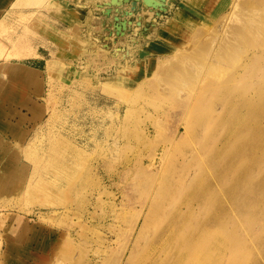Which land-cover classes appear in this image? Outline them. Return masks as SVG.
I'll return each instance as SVG.
<instances>
[{"label": "rangeland", "instance_id": "1", "mask_svg": "<svg viewBox=\"0 0 264 264\" xmlns=\"http://www.w3.org/2000/svg\"><path fill=\"white\" fill-rule=\"evenodd\" d=\"M181 2L175 0L168 12L152 7L156 16L150 20L147 13L139 18L142 0L98 3L107 10L93 17L95 30L82 48L70 40L71 32L57 27L62 30L54 33L57 41L44 27L32 26L31 15L20 13L27 29L60 45L58 58L74 69L71 75L48 71L61 80L47 85L38 96L42 103L32 96L40 94L38 84L24 86L5 77L6 61L0 62V77L25 90L43 110L39 118H21L26 106L10 93L16 89L0 86V130L11 131L0 149V264H264V142L258 150L253 144L260 137L242 127L251 122L249 116L237 121L231 116L238 101L231 94L248 87L246 78L253 84L260 74L247 71L244 79L234 80L222 71L213 73L209 76L215 79L227 75L224 84L214 90L204 80L192 84L196 98L186 104L188 88L179 82L167 88L149 73L126 76L117 91L99 85L125 62L121 56L112 62L100 46L107 50L117 44L137 57L132 43L140 32L153 28L157 33ZM75 3L68 1L73 9ZM256 3L263 12L264 0ZM42 12L49 20L59 18L49 9ZM121 21L126 29L114 34ZM210 27H203V35H212ZM215 27L221 31L220 24ZM8 31L6 26L0 32L5 37L0 41L13 48L19 39ZM192 34L181 50L193 43ZM112 35L117 43L107 38ZM256 47H247L250 60L245 54L242 62L259 69L264 55L257 60L261 49ZM5 166L11 167L8 174Z\"/></svg>", "mask_w": 264, "mask_h": 264}, {"label": "bare ground", "instance_id": "2", "mask_svg": "<svg viewBox=\"0 0 264 264\" xmlns=\"http://www.w3.org/2000/svg\"><path fill=\"white\" fill-rule=\"evenodd\" d=\"M165 1L167 0L158 2V5L161 4L163 5L161 7L165 8ZM257 1L259 0H233V1L232 0H182L179 6L176 7L175 11L173 12V15L167 18L166 22L157 32L156 37H153L152 34L150 35L142 34L141 38H139L138 40H134L132 45L133 47L134 46L136 47L137 57L133 56L132 51L130 50L125 51L124 49H122V47L117 46V44H114L113 45L114 47H112V49L108 45L109 47L107 46V50H106L104 49L105 44L103 43L100 46V48L102 49L100 51L101 52L104 50L106 52L108 51L109 55L111 53L110 57L112 62H115L116 61L115 59L118 56L123 57L125 59V62L119 63V65L122 67L120 66L116 67L115 72L111 74L110 77L108 76L109 77V78L107 77L108 79L99 82L100 87L106 91L108 90L117 91V89L120 86V83L124 79H127L126 76H129L134 73L136 74L139 73L141 76H143L145 73H149L151 75H156V77L158 76L159 81H163L164 84L166 83L167 88L174 86L176 82L182 84L181 86H183L184 88H188L187 95H185V98H183V100L186 101H182L183 103L186 104L189 102L188 100L192 101L196 98L195 85H192L194 83L198 84V82L200 83L201 80H204L205 82L204 86L209 90H214L217 89L222 84H224L227 75L228 77L230 75L232 79L234 78V80H236L238 78L244 79V77H242V73L244 72L250 71L249 75H252V73L256 74L257 72V74H260V76L253 84H251L252 81H250V79L246 78L245 83L248 85V87L239 89L234 94H231L232 95L231 99L234 98L238 99L236 103H233L234 109H231L233 110L231 111L232 112L231 116L233 121H237L243 115L250 117L251 122H248L245 125L244 123L246 122H244L242 124V127L244 129L250 128L260 137L259 142L254 144L251 143L253 145L257 144L258 146L257 149L259 150L260 149L259 146L260 145L262 146L264 142V126H262L261 123L264 119V64L259 69H257L255 65L254 67L253 66L248 67V64L242 62V60L244 59L243 58L244 55L247 54V50H248L247 47L249 46H253V47L260 46L261 51H259V55L255 53L257 55L256 56L257 60L259 57L264 55V10L262 12V8H258L254 6V4ZM116 2H120V0H111V3H116ZM240 2H244V4L242 5L240 4ZM45 3H47L50 7L47 8V10L49 9V11H51L52 13L57 14L59 18L63 19L64 21H70L68 17V14L70 12L68 0H0V9L3 10V8H5L8 4H10L9 6L12 8V10H15V8L19 7L20 5H23L21 6L23 8L35 7L37 9V8L45 7L42 6L43 4L45 5ZM228 6H230L229 11L221 12ZM53 7H56V9H53ZM142 7H143L142 12L141 11L139 12V18L140 16H142L141 15L142 13L144 14L147 13L148 18L149 17L152 18L153 17L152 9L154 8L156 10L159 8V7L152 8V5H150V3L148 2L143 3ZM2 10H0V16ZM208 10H211L210 11L211 13L210 15L205 16L204 12ZM257 10L260 11L257 12ZM200 11H203V13H201ZM20 13L21 15H24V17L28 14L27 12H23V11H21ZM79 14H81V12L76 11L73 14V16L78 17ZM28 15H31L30 23L32 26H35L40 29L44 27L43 31H49L50 33H52L51 30L54 33L57 31L53 26H51V24L46 22L40 16V13L38 11H31ZM156 24L157 22L154 21L153 25ZM197 24L200 25L199 27L196 28ZM216 24L221 25V29H220L221 31L216 30L215 27ZM193 25L195 27H193ZM208 25L212 26L210 27L211 31L208 29V31L212 32L211 33L212 35H210L209 32H208L209 34L206 33L203 35L204 31L202 29L203 27ZM122 28L123 30L126 29L125 22H122L121 26H118L116 31H114V34L123 33L121 32ZM5 30H6V25L4 23V20H0V32ZM192 31L193 34L191 36L193 39V43L187 45L185 49L181 50L180 47H183L185 44L188 43L186 40H188V36H189L188 34L191 33ZM80 33L81 32L79 31V27L75 26L72 33L69 34L70 40L74 39L76 40L74 42L79 43V44L76 43L78 44L77 48L85 47L83 45L88 40L82 37ZM208 35H210V37ZM203 36H206L207 39H205ZM107 38L111 39L112 42L114 41V43H117L115 39L113 40L114 38L113 35L111 37L107 36ZM119 42H121V39ZM132 45H129L131 46V49H132ZM18 47L19 46L16 43L15 44L13 43V48L6 47L0 41V57L2 56L4 57V61H3L4 63L6 61L5 63L6 67L4 68L5 77H9L10 79H16V81H19L18 82L19 84H23L24 86H27L30 83L37 85L38 72H34V70H32L31 68L19 64L18 62H13L10 60L13 57H19L23 54L22 52H19V50H17ZM215 47L216 50L214 51ZM74 48H76V46ZM79 53L82 54V52ZM146 57H148L147 59L151 62L148 65H147ZM249 58L250 57L247 54L244 60L247 61ZM239 61L242 63H239ZM68 64L69 63H67L63 59L61 60L58 58H50L48 60L47 69L48 70L61 69L64 72L67 71L71 75L73 74V72L70 71H73L74 68L73 65L71 64L68 65ZM83 70H85V68ZM218 71H222L224 74L227 73L225 79L222 78L221 76L216 79L209 76L212 75L213 73H214L213 75H215V73H219ZM178 73H181L180 76L181 78L177 77ZM242 84L243 83H241L240 85ZM0 86L6 88L7 90H9V88L11 90L16 89L15 92L13 90L10 93L16 96L17 98L21 99V101H23V104L28 108L29 111L32 112L33 118L34 117L39 118L42 115L43 113L42 106H40V104L34 101V99L30 98L28 94L25 92V90L9 83L4 77H0ZM179 89H177L178 93H179L178 91ZM231 103L232 102L230 101V104ZM227 111L229 112V110H226V112ZM20 116L21 118L22 116L25 118L31 117L24 112H21ZM245 116L244 119L248 118ZM60 137H64V136H60ZM58 141H60V139H58ZM4 168H6V172L8 174L11 167L9 168L8 166H5ZM0 180L2 181V183L4 182L2 177H0ZM41 182L43 184H46L47 180L41 178ZM7 184L8 182L4 186L6 187Z\"/></svg>", "mask_w": 264, "mask_h": 264}, {"label": "crops", "instance_id": "3", "mask_svg": "<svg viewBox=\"0 0 264 264\" xmlns=\"http://www.w3.org/2000/svg\"><path fill=\"white\" fill-rule=\"evenodd\" d=\"M68 1H76V3H75L76 7H74V9L70 7V12L68 14V17H69L70 21H64L61 18H57L56 19L48 12L54 18V19H50L49 20L45 16V14L42 12V11H47L44 7L37 8V9L35 7H33V8H17L16 10H12V8L9 6L10 4H8L5 8H3V10L0 9V10H2V13H1V16H0V20H4L5 25L9 27L8 36H10V38L15 39V40L19 39V42H18L19 47H18L17 50H19V52L23 53L21 56L13 57L10 60L13 61V62H18L19 64H22V65H25V66L31 68L32 70H34V72H38L39 80H38V86L37 87H39V86L41 87V92L38 95L35 94V93H32V96L35 99H37L38 101H40L38 99V96L45 92V89L48 88L47 85L49 83L53 84L54 81L61 80L57 76H52V78H51V76H50V74L48 72L49 70L47 68H48V60L50 58H58V57H61L62 54H57L60 51V45L55 40L49 38L45 34H42V33H39V32H36V31H33L31 29H27L26 28V26L28 25L27 19H22L21 18L20 11L27 12L28 14L31 11L40 12L53 25L56 26V27L55 26H53V27L58 32L62 31V30L59 29V28H61V29H65L66 31H69V32L72 33V31L74 30L75 26H78L79 27V31L81 32L80 35L82 37H84L85 39L90 38L92 36L91 33L94 32V30H95V27L92 28V26H91L92 23L94 22L93 21V17H96L95 14H97L98 11L102 12L103 9H106V7H104L102 5H98V3L102 4V3L106 2V0H81L80 2L77 1V0H68ZM174 3H175V0H167V1H165V10L164 11L168 12V10H171L174 7ZM99 6H101V7H99ZM141 8L142 7H139L138 9H141ZM53 9H56V7H53ZM76 11L81 12V14H79L78 17H74L73 16V14ZM136 14H138V12L135 13V15H134L135 19L138 16ZM154 16H156V15L153 14V17ZM150 19H152V18H149L148 20H150ZM148 20H143V21L147 22ZM134 23L135 22H132L133 26H134ZM57 27H59V28H57ZM137 30H138V28H134V31H137ZM139 31H140V29H139ZM150 31L146 32L144 34H152V36L155 35L156 32H153V28H150ZM51 32H52L51 35L57 41L61 40V39H58L55 36V34H54V32L52 30H51ZM140 33H141V37H142V32H140ZM94 37H95L96 41H100L98 39L99 37H97V36H94ZM126 38L127 37L123 38V40H126ZM0 40L4 41L5 37L4 36H0ZM126 42H127V40H126ZM118 43H122V42H118ZM96 44H97V42H96ZM92 49H93V47H91V50ZM84 56L86 57L88 55L87 54L86 55L83 54V55H81V58L84 57ZM2 60H4V59H0V62ZM73 61H74V64L76 65V67L78 69H80V67L78 66V63L75 62V61L79 62L78 59H74ZM24 63H26V64H24ZM2 72H4V70ZM27 88H30V87H27ZM0 100L3 101L2 98H0ZM40 102H42V101H40ZM42 103H44V102H42ZM5 105H7V103H5ZM14 105L16 107H18V108L21 107L20 104H18V105L14 104ZM22 112L27 113L28 116H32L33 115L32 112L29 111L27 107H23V111ZM29 113H31V115H29ZM46 113L44 114L43 117H45ZM10 120L12 122H15L16 118L15 117H13V118L11 117ZM24 123H29V122H24ZM8 132H11V131L8 130L7 132H3L2 130H0V136L4 140V144H2V146H0L1 150L6 145L5 143L7 141L5 140V136H7L6 134Z\"/></svg>", "mask_w": 264, "mask_h": 264}, {"label": "water", "instance_id": "4", "mask_svg": "<svg viewBox=\"0 0 264 264\" xmlns=\"http://www.w3.org/2000/svg\"><path fill=\"white\" fill-rule=\"evenodd\" d=\"M162 1L163 0H142L143 3L148 2V3H150V5H152V7H159V9L163 10L162 9L163 7H161L163 5H161V4L158 5V2H162ZM122 22L123 21H121V23ZM121 23H118V25L121 24ZM118 25L116 26V28H118Z\"/></svg>", "mask_w": 264, "mask_h": 264}]
</instances>
